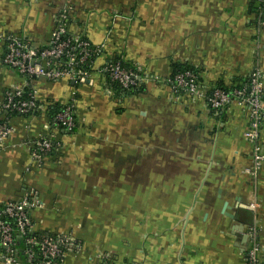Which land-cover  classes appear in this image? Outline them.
<instances>
[{"label": "crops", "instance_id": "1", "mask_svg": "<svg viewBox=\"0 0 264 264\" xmlns=\"http://www.w3.org/2000/svg\"><path fill=\"white\" fill-rule=\"evenodd\" d=\"M260 1L0 0V100L25 81L4 64L1 36L46 48L68 10L69 32L101 50L87 84L31 81L40 110L10 121L0 207L34 194L35 230L65 233L81 246L65 264H98L101 253L118 264H245L244 234L254 224L264 262V166L248 172V112L237 103L215 112L204 97L167 83L190 66L207 95L244 84L257 66L264 71ZM116 58L139 71L142 93L120 94L103 74ZM71 103L77 125L69 134L50 111ZM48 135L59 142L57 157L34 164V144ZM261 143L264 150V121ZM140 179L141 191L128 199L124 188ZM137 216L139 234L131 236Z\"/></svg>", "mask_w": 264, "mask_h": 264}, {"label": "built area", "instance_id": "2", "mask_svg": "<svg viewBox=\"0 0 264 264\" xmlns=\"http://www.w3.org/2000/svg\"><path fill=\"white\" fill-rule=\"evenodd\" d=\"M257 13L258 24L264 27V0L260 1ZM68 14V10L61 13L58 24L51 33L49 44L43 49L31 47L24 38L17 35L1 36L5 43L4 64L25 81L22 85L7 89L0 100V147H3L13 134L10 125L12 115L30 116L32 112L40 110L36 93L30 86L33 79L68 81L75 84L91 82V58L93 55L98 56L101 50L94 47L84 35H74L69 32ZM101 71L111 82L123 89L139 87L143 82L139 71L126 68L120 58L106 63ZM167 83L176 92L190 99L197 100L204 97L208 106L215 112L233 103H237L248 112L249 124L245 137L252 146L253 155L252 168L248 172L257 176L264 166V150L261 143V126L264 121V71L261 67L254 68L248 82L230 90L215 88L207 95L202 93L197 76L192 71L173 74L168 78ZM54 119L59 127L69 132L75 130L77 119L74 104L64 106ZM53 140L54 137L48 135L34 144L32 150L34 164L41 165L47 161L51 153L58 152V144L55 145ZM254 201L251 206L256 209L258 204ZM38 207L39 201L30 193L20 201L7 203L0 208V215L16 222V230H14L10 223L0 221V245L4 248V252L1 253L3 264H65L73 253L80 252L81 246H77L72 237L65 233H52L55 238L39 239L40 257L36 260L32 248L38 245L39 240L29 237L31 233L37 231L28 210ZM15 231L25 241V248L22 251L25 263L16 256L13 236ZM259 231L258 224L249 226L245 230L244 235L249 245L245 254V264H264L260 257ZM56 259H59V262ZM97 259L98 264H118L112 261L109 253H101Z\"/></svg>", "mask_w": 264, "mask_h": 264}, {"label": "trees", "instance_id": "3", "mask_svg": "<svg viewBox=\"0 0 264 264\" xmlns=\"http://www.w3.org/2000/svg\"><path fill=\"white\" fill-rule=\"evenodd\" d=\"M257 11H258V9H256ZM257 16L259 17V15H258V13H257ZM258 17H257V20H258ZM97 57V55H93V57L91 58V64H92V62H94V59ZM117 59H119V58H116V59H114V60H117ZM124 66L126 67V68H128V69H131V70H134V71H136L137 69H135V68H132V67H129L125 62H124ZM90 70H91V67H90ZM184 71H192V72H194L195 74H196V72H195V70L192 68V67H190V66H184V67H178L177 68V71L174 73V74H176V73H178V72H184ZM141 75V74H140ZM198 79V78H197ZM246 82H248V81H246ZM113 83V82H112ZM114 84V86L115 87H117V89H118V91H119V93L120 94H124V95H137V94H139V93H142L143 92V86L142 85H140L139 87H136V88H131V89H123L122 87H120V86H118L117 84H115V83H113ZM239 86V85H238ZM234 87H236V86H234ZM215 88H220V89H224V90H230V89H232L233 87H224V86H215L213 89H215ZM62 108H64V107H62ZM61 107H58V108H53L50 112L51 113H53L54 115L55 114H57L58 113V111H60L61 109H62ZM34 114H36V112H32V114H30V116L31 115H34ZM12 115V114H11ZM15 116H18V115H12L11 117H15ZM52 121H54L53 119H52ZM57 123V122H56ZM59 127V126H58ZM60 129H62L64 132H66V133H69V134H71V133H73L75 130H73L72 132H69V131H67V130H65L64 128H62V127H60ZM53 142H54V144L55 145H57L58 143L56 142V141H54L53 140ZM49 158V160L50 159H55L56 157H57V154L56 153H51L49 156H48ZM4 205H2L1 207H3ZM0 207V208H1ZM31 211L32 210H28V214H29V216H30V218H31V220H32V222H33V219H32V216H31ZM0 221H3V222H8V223H10L12 226H13V228H14V230H16V227H15V220H13V219H10V218H8V217H6V216H4V215H0ZM34 223V222H33ZM14 240H15V249L17 250L16 251V256L17 257H19L20 258V260L23 262V263H25V257H24V255H23V250H24V248H25V241H24V238L22 237V236H20V234H18L16 231H15V233H14ZM29 237L30 238H34V239H36V240H41V238H55V236L52 234V233H49V232H33V233H31L30 235H29ZM37 241V243H38V245H36V246H34L33 248H32V250H33V253L36 255V260L40 257V242L41 241ZM0 252L1 253H3L4 252V248H2L1 247V245H0ZM56 261L57 262H59V259H56Z\"/></svg>", "mask_w": 264, "mask_h": 264}, {"label": "rangeland", "instance_id": "4", "mask_svg": "<svg viewBox=\"0 0 264 264\" xmlns=\"http://www.w3.org/2000/svg\"><path fill=\"white\" fill-rule=\"evenodd\" d=\"M141 168H142V166H139L138 170H135V168H130V170H133V172H134L131 177H133V176L139 177V173L141 172ZM144 185H145V183H144ZM142 187H143V182L140 179L139 182H136V181L135 182H129L127 184V186L124 188V191L127 193L128 199H131L130 196H133L135 193H139L141 191ZM139 200L142 201L141 198H139ZM138 217H140V216H137L138 222L136 224L133 223L135 225L131 224V226L133 225V227L135 229V232H133L132 234L129 233V235H131V236L133 234H136V233L139 234V218ZM134 222H135V220H134ZM129 226H130V224H129Z\"/></svg>", "mask_w": 264, "mask_h": 264}]
</instances>
